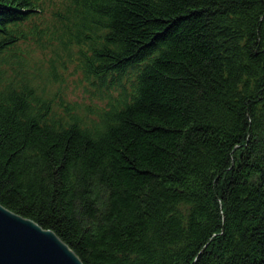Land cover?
Masks as SVG:
<instances>
[{
	"label": "trees",
	"instance_id": "obj_1",
	"mask_svg": "<svg viewBox=\"0 0 264 264\" xmlns=\"http://www.w3.org/2000/svg\"><path fill=\"white\" fill-rule=\"evenodd\" d=\"M0 204L83 264H264V0H0Z\"/></svg>",
	"mask_w": 264,
	"mask_h": 264
},
{
	"label": "water",
	"instance_id": "obj_2",
	"mask_svg": "<svg viewBox=\"0 0 264 264\" xmlns=\"http://www.w3.org/2000/svg\"><path fill=\"white\" fill-rule=\"evenodd\" d=\"M0 264H83L51 229L0 204Z\"/></svg>",
	"mask_w": 264,
	"mask_h": 264
},
{
	"label": "rangeland",
	"instance_id": "obj_3",
	"mask_svg": "<svg viewBox=\"0 0 264 264\" xmlns=\"http://www.w3.org/2000/svg\"><path fill=\"white\" fill-rule=\"evenodd\" d=\"M79 77L78 73L68 72L64 74L61 88L65 89V98L86 102L87 99L84 97V94L86 95L87 93H85L83 83L79 80Z\"/></svg>",
	"mask_w": 264,
	"mask_h": 264
}]
</instances>
